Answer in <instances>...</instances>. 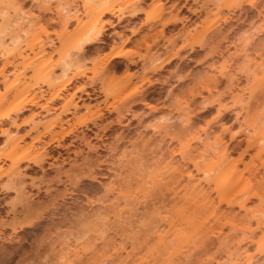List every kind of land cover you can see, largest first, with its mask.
I'll use <instances>...</instances> for the list:
<instances>
[{"label": "rangeland", "instance_id": "rangeland-1", "mask_svg": "<svg viewBox=\"0 0 264 264\" xmlns=\"http://www.w3.org/2000/svg\"><path fill=\"white\" fill-rule=\"evenodd\" d=\"M108 6L114 16H99ZM136 8L142 12L130 17ZM2 10L0 36L19 41L0 45V264H264L258 244L249 240L261 227L251 221V234L238 220L207 211L195 216L201 199L186 205L195 216L190 221H155L174 216L191 194L185 177L174 198L165 189L172 175L187 166L203 176L194 167L201 128L212 131L202 135L204 142H217L219 135L227 144L261 114L254 100L264 94V31L258 29L264 0H0ZM216 16L235 19L217 22V32L216 24L209 27ZM104 20L114 26L101 41L82 45ZM115 50L124 55L105 64ZM94 57L97 67L116 64L97 78ZM65 61L72 67L63 76ZM120 65L141 74L138 93L135 86L124 92ZM190 91L200 94L193 98ZM130 94L157 110L134 104ZM203 102L213 107L200 112ZM163 115L170 120L160 122ZM151 124L163 126L160 134ZM32 156L41 166L28 160ZM215 159L214 153L201 163ZM96 160L110 168L102 170L103 185L88 177ZM164 183L168 201H151ZM112 184H121L118 200L103 190ZM256 203L252 198L247 205ZM231 211L244 213L237 205ZM96 213L111 220H97Z\"/></svg>", "mask_w": 264, "mask_h": 264}, {"label": "bare ground", "instance_id": "bare-ground-1", "mask_svg": "<svg viewBox=\"0 0 264 264\" xmlns=\"http://www.w3.org/2000/svg\"><path fill=\"white\" fill-rule=\"evenodd\" d=\"M141 12L142 11L139 8H136L130 13V17H135L139 15ZM0 13L2 17L5 16V11L2 10ZM106 14L114 16L115 13L113 12V8L110 6L102 8L99 13V16L100 15L103 16ZM214 18H215L214 23L209 25V27L215 26V24L219 21H221V23H228L235 19L234 16H216ZM220 25L221 24H216L217 32L220 30L219 28ZM113 26L114 23L111 20H104L102 22V26L100 30H95L93 29L94 27L89 29V31L84 35V38L82 39V45L87 46L96 43L98 41H101L102 37L105 34V30ZM258 29L263 32L264 26L259 27ZM1 33H4V31L3 32L1 31ZM132 33L134 34L136 33V31L133 30ZM7 35L8 37L6 39L5 36ZM94 37H99V38L97 39ZM18 41H19L18 36L13 37L7 33L6 34L4 33L0 36V45L5 43L16 44ZM190 48L192 47L190 46ZM110 53L111 56L107 58L106 62L110 59H114L122 56L121 52L118 50L112 51ZM169 61L170 58L167 59L165 63H168ZM71 67H72L71 62L65 61L63 65L62 75L65 76L67 74V71ZM162 67L163 64H160L156 67L150 68L149 72H157ZM70 80L71 78H67L65 81H63L59 85L58 88L59 91L64 89L65 86L70 82ZM151 83L152 82L149 81V84ZM190 93L193 98H195V96L198 95V93L200 94V92L194 93L193 91H190ZM2 99H3V95H0V102L2 101ZM134 104L142 105L150 112H155L157 110L156 106H154L153 104H151L150 102L146 101L143 98L136 99L134 101ZM211 107H213L212 103L205 104V102H203L199 108L200 109L199 111L200 112L209 111V108ZM220 112L221 111H219L218 113L219 116L222 115ZM193 115H195L193 114V112L191 114H188V116L182 121L181 124L182 126L180 125L182 131L188 130ZM237 116L236 119L238 118ZM168 120L170 119H168L165 115L159 118L160 122H165ZM262 123H264V118L261 117V114H257L248 121V127L247 130H245L246 132L245 131L242 132L239 136L231 135L230 142L227 144H225L222 141V137L219 135L218 136L220 137V141L222 142L218 141L217 139H216L217 142L214 143L204 142V140L202 139V135L204 134L206 138H209V135L212 133V131L209 133L206 127H202L201 130L203 132L199 133V135H197V137L194 138V140L196 139L200 143V145L203 146L201 149L198 147L200 149L199 150L200 161L194 163V167L197 169L198 172H201L203 176L200 177V176L192 175V173L188 171L187 166H185L183 169H179L176 174L172 175L169 178V180L166 182V184L170 185V187L165 189H169V191H171L173 195H175L174 198H178V191L176 190V186L180 185L181 180L186 177V182L183 185L184 187L190 185V187L187 188V190L188 192H191V194L188 196L186 195L185 198L183 199L185 200L184 203L180 204V206L178 205L179 207L176 208L175 210L176 214L174 216H163L161 218H157L155 221H183V220L190 221L193 217L196 216V214L198 217H201L203 211L204 212L207 211L209 214H213V215L217 214L218 219L227 218V220L225 221H230V220L241 221V223H243L244 225L242 229L252 234L254 233V229L251 228L252 226L251 221L254 220L257 224V227L258 228L261 227V234L258 236L256 240L253 238H250L249 240L255 241L258 244V252L261 255H264V159H262L261 157L262 154H264V126L262 128H259ZM257 125H258V131L254 132L253 130H255V127ZM149 128L157 131L158 134H160V130L161 128H163V126H160V124H151L149 125ZM249 128L251 129L253 128L252 134L249 133L248 131ZM225 130L227 129L223 128L224 132ZM165 135H167V133H165ZM237 137L240 138L237 139ZM156 146L160 147V144H157ZM252 151L254 152L252 153ZM214 153L216 159L213 160L210 164L202 165L201 162H204V160L208 156L212 157ZM233 153L237 154L235 158L232 157ZM28 160L32 162L33 165L41 166V163L38 162L39 160L36 157L32 156V158ZM93 165L95 167L90 169V173L88 177L94 181H97L98 183H100V185H103L100 179L106 177V173H103L102 170H106L108 172L110 168L105 167L107 169H104V166L107 165L105 161L96 160L93 163ZM19 174L20 172H16V174L14 175L17 178H20ZM226 177L228 178L227 181H223ZM220 181L226 182L224 183L223 187H220L222 186ZM164 185L165 183L158 189L155 195L151 196V201H154L162 205H164L165 202L168 201L169 197L164 192V188H163ZM120 187L121 184H112L109 186L104 185L103 190L106 193V195H108V193L109 194L117 193V196H115L114 198L118 200ZM211 189L214 190L216 196H212ZM252 198H256L257 203L250 208L247 205V202L250 201V199ZM198 199H201L202 201L200 204L201 206H199L198 208V205H196L194 208L195 216L191 215L192 217H190V213L187 212V207H190L191 205H195ZM88 201L92 204L94 203L92 199H88ZM223 203H225L226 206L228 207V211L227 209L226 210L222 209L221 205H223ZM234 205L235 206L237 205L239 209L244 211L243 215L238 217V214L232 213L231 209L233 208ZM94 216L95 219L100 221L111 220V218L108 215H101L99 213H96L94 214ZM129 218L130 217H125L127 221L129 220ZM113 220L124 221V219L120 220V216L117 215H115ZM245 238H249L248 235L245 236ZM231 264H238V263L234 261ZM245 264H248V261ZM256 264H262V263L258 262Z\"/></svg>", "mask_w": 264, "mask_h": 264}, {"label": "clouds", "instance_id": "clouds-1", "mask_svg": "<svg viewBox=\"0 0 264 264\" xmlns=\"http://www.w3.org/2000/svg\"><path fill=\"white\" fill-rule=\"evenodd\" d=\"M89 54L90 53H85V55H89ZM121 55H124V53H121ZM110 56H111V53H108L107 57H105V62H106L107 58ZM92 64H93V75H94V77L103 78L106 75L107 71L112 70L113 65H115L116 62H113V64L108 65L107 69H105L102 66L101 67L96 66V59L94 57L92 60ZM116 70L121 71L123 73L121 78L126 81V87L124 88V92H128V90L131 89L133 86H135L137 93L141 90V85H140V75L141 74L139 73V71H137L135 73L130 72V71H128V69L126 67H124L122 65H120ZM130 95H131L132 100H135L138 98V96L136 94H130ZM226 131L227 130H225V132L222 133V135H224L225 140L227 139ZM237 131L242 133L244 131V129L240 128V129H237ZM210 132H211V129H209V133ZM239 138L240 137H237V139H239ZM217 140L220 141L219 136L217 137ZM220 142H222V141H220Z\"/></svg>", "mask_w": 264, "mask_h": 264}, {"label": "snow or ice", "instance_id": "snow-or-ice-1", "mask_svg": "<svg viewBox=\"0 0 264 264\" xmlns=\"http://www.w3.org/2000/svg\"><path fill=\"white\" fill-rule=\"evenodd\" d=\"M94 38H99V37H94ZM254 103L259 105L260 110H261V117L264 118V94L261 95L258 99L254 100Z\"/></svg>", "mask_w": 264, "mask_h": 264}]
</instances>
